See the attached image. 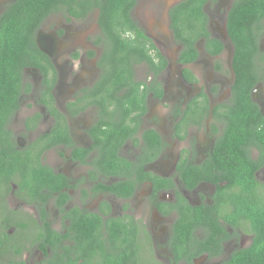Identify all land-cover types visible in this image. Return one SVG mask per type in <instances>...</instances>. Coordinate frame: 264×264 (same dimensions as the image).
Instances as JSON below:
<instances>
[{
    "label": "flooded vegetation",
    "instance_id": "af4514ba",
    "mask_svg": "<svg viewBox=\"0 0 264 264\" xmlns=\"http://www.w3.org/2000/svg\"><path fill=\"white\" fill-rule=\"evenodd\" d=\"M14 1L1 0L0 14ZM147 1L137 0L131 15L167 60L157 78L162 95L148 93L140 124H131V136L116 149L119 160L111 158L114 145L102 141L103 110L93 103L105 45L99 10L92 8L81 16L58 10L37 30L35 41L44 51L38 49L52 67L46 77L37 68L24 69L29 89L22 92L6 125L11 146L26 164L11 174L0 171V237L2 232L9 237L0 246V264H104L105 256L108 264H119L122 249L131 255L129 264H187L191 254V264H221L251 243L250 220L231 203L230 193H218L216 184L206 181L188 188L181 172L185 163L199 166L208 160L227 127L221 114L231 111L235 81V47L227 23L237 0L206 1L208 40L218 41L222 50L213 53L201 38L194 45L197 57L187 64L179 60L183 46L173 37L169 15L183 0H156L150 6ZM143 5L152 10L150 25L137 16ZM255 31L256 82L249 97L261 115L255 121L263 126V20ZM135 76L147 85L153 80L139 79L136 68ZM161 102L169 105V112L157 116L159 122L147 123L152 106ZM149 131L157 139L154 157ZM262 153L264 149L257 147L249 151L253 160ZM40 167L48 168L60 183L54 179L51 185H36L33 177ZM254 177L264 205V163ZM218 184L226 188V182ZM193 213L199 215L182 244L184 215ZM121 224L127 228L118 237L114 230ZM89 226L95 227L93 234H86ZM204 242L210 250L199 254ZM184 247L186 255L178 258ZM218 248L221 253L213 255Z\"/></svg>",
    "mask_w": 264,
    "mask_h": 264
},
{
    "label": "trees",
    "instance_id": "16d2710c",
    "mask_svg": "<svg viewBox=\"0 0 264 264\" xmlns=\"http://www.w3.org/2000/svg\"><path fill=\"white\" fill-rule=\"evenodd\" d=\"M206 1L183 0L170 10L173 37L177 44L183 46L179 54V60L183 64L190 63L197 57L194 45L201 38L208 41L213 53L222 50L218 41L208 40L207 16L203 10ZM136 2L137 0H15L7 5L0 14V154L4 156V159H0L1 172L11 174L19 171L22 164H26L19 152L11 146L6 125L19 105L22 92L29 89V83L24 80V69L37 68L46 77L52 67L48 57L37 47V30L47 16L65 9L76 16H81L84 11L92 8L99 10L98 22L103 30L105 45L99 62L101 75L93 103L102 107V141L110 147L114 145V156L111 158L116 157L117 147L132 134L131 124L135 127L140 124V117L146 110L148 93L162 95V87L157 78L167 66L166 58L131 15ZM262 20L264 21V0H237L233 3L228 16L227 32L235 47L232 62L235 74L232 87L234 98L230 113L221 114L227 127L208 160L199 166L185 163L181 171L188 188L206 181L216 184L218 193L226 190L231 195V203L246 211L244 218L250 220V232L253 235L251 243L245 248L234 250L221 264H264V205L257 195L254 177L256 170L264 163V153L258 160H253L249 155L251 147L264 149V121L263 126L255 121L261 115L249 97L250 89L256 82L253 61L258 51V32L255 31V26ZM138 65L145 66L146 78H153L150 85L136 78L135 68ZM49 79H54L53 73ZM217 109L218 107L214 109L213 114L217 113ZM200 120L202 115L195 122L200 124ZM147 137L149 144H152L153 155L156 135L149 131ZM116 159L119 160L117 157ZM33 178L36 185L40 186L51 185L54 179L60 183L59 178H54L46 167L35 169ZM219 182H226V188L220 187ZM57 186L58 184L54 185ZM197 215L199 214L184 215L186 221L181 224L184 232H181L182 244L189 238L194 225L193 219ZM87 228L86 234L94 233L95 227ZM115 228L117 231L114 230V234L121 237L127 225L121 224ZM1 236L0 246L9 239L5 232ZM209 250L207 242H204L199 254ZM184 252L185 247L179 252L178 258L185 256ZM220 253L221 248H218L213 255ZM130 256L123 249L119 251V264H129ZM194 256L195 254H191L188 257L187 264H191V257ZM103 263L108 264L106 256Z\"/></svg>",
    "mask_w": 264,
    "mask_h": 264
},
{
    "label": "rangeland",
    "instance_id": "374dc122",
    "mask_svg": "<svg viewBox=\"0 0 264 264\" xmlns=\"http://www.w3.org/2000/svg\"><path fill=\"white\" fill-rule=\"evenodd\" d=\"M1 1V0H0ZM3 1V0H2ZM5 1V0H4ZM143 2L144 1H147V0H142ZM156 0H149V3H146V4H148L149 6H150V4L151 3H154ZM171 1H173V0H171ZM148 2V1H147ZM149 6L146 8V9H144V5L142 6V7H139L138 8V10H136V13H137V16H139L141 19L143 18V20L146 22V23H148L149 25L150 24H152V22H153V20H152V10L149 8ZM149 8V9H148ZM0 10H2V7L0 8ZM154 17V16H153ZM156 18V17H155ZM158 19V18H157ZM162 24H163V26L165 25V21H162L161 22ZM167 29H166V26L164 27V31H166ZM152 31H155V29H152ZM168 31V30H167ZM170 33V32H169ZM136 74H137V76L139 77V79H145V77H146V70H145V68L143 67V66H139V67H136ZM24 80H26V82L27 81H29L27 78H25L24 77ZM28 83V82H27ZM166 102V101H165ZM169 110H170V107H169V105L166 107L165 105H164V102H161V103H157V104H154L153 106H152V113H151V116H150V118L149 119H147V123H150L151 121H154V122H159L160 121V119L159 118H161L160 116H162V115H166L168 112H169ZM159 118H158V117ZM160 123H162V122H160ZM197 134H200V133H197ZM177 147H176V149H173V151L174 152H177ZM53 156L52 155H48V159L49 160H51V161H53ZM10 204H12L11 202H10ZM247 240H248V236L247 235H245V238L243 239V241H242V243H243V245H245V244H247ZM230 249H229V251H231V250H233L234 249V247H229Z\"/></svg>",
    "mask_w": 264,
    "mask_h": 264
},
{
    "label": "water",
    "instance_id": "95a60500",
    "mask_svg": "<svg viewBox=\"0 0 264 264\" xmlns=\"http://www.w3.org/2000/svg\"><path fill=\"white\" fill-rule=\"evenodd\" d=\"M37 46H38V48H39L41 51H44L43 48H42V44H41L39 41H37Z\"/></svg>",
    "mask_w": 264,
    "mask_h": 264
}]
</instances>
